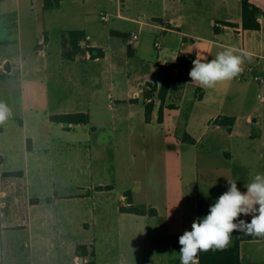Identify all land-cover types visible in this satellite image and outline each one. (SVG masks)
<instances>
[{"label": "rangeland", "instance_id": "1", "mask_svg": "<svg viewBox=\"0 0 264 264\" xmlns=\"http://www.w3.org/2000/svg\"><path fill=\"white\" fill-rule=\"evenodd\" d=\"M209 11V0H129L126 14L146 23L153 22V16L173 18L188 33L203 37V41L186 37L178 50L177 35L149 24L117 18L116 0H60L59 4L44 11L48 15L47 31L25 35L19 45L12 44L14 56L22 61L25 76H0V103L9 110L0 122V191H6V195H0V199L6 198L0 210V241L6 263L72 264L74 254L78 253L75 247L83 243L93 251L92 243L96 242L101 257L103 252L115 256L147 248L131 221L119 220L116 208L121 203V195L128 190L133 192L136 203L146 200L147 154L164 150L168 144L146 135L142 128L133 132L123 127L95 130L89 125L69 129L68 124L52 121V115L64 113L67 105L78 98L68 92L66 67L59 65L67 63L75 73L72 75L84 79L86 103L92 107L96 104L95 109L101 112V115L96 112L95 121L111 119L109 104L114 99L109 98L105 81L115 76L119 86L124 87L126 67L131 68L130 77L135 81L150 73L153 64L141 58H128L127 48L119 50L117 43L111 44L115 46L114 51L101 62L94 59L75 61L70 59L73 53L69 49L76 46L71 32L85 30L92 44L110 43L109 29L122 25L126 33L123 38L133 31L139 32L140 42L159 57L160 63L165 57L179 53L195 59L198 49L210 60L227 48L212 45L205 39L221 33L223 41L242 46L243 36L231 28L219 31L209 19ZM102 12L108 14L110 20H102ZM157 36L161 37L160 47L155 46ZM252 38L254 45H260V32H254ZM85 50L82 54H86ZM89 54L91 58L95 56ZM98 63L102 64L100 68H97ZM160 67L156 65V71L151 72V77L159 81ZM192 67L191 62L186 70L174 73L165 112V132L178 136L187 132L200 138L197 146L187 143L182 152L187 221H190L189 216L193 218L197 200L212 205L228 190L227 180L236 181L241 189L256 174H264V139L254 141L248 136L256 128L247 123V113L243 114L252 103L259 106L256 117L260 114L264 118V103L257 96L258 89L264 95V84L251 78L245 83L234 78L204 88L190 83ZM48 78H56L59 82ZM240 86L249 88L243 107L237 101ZM118 96L115 92V97ZM231 110L241 116L239 124L231 130L233 135L224 127L215 128L212 120ZM226 151L232 152L231 159ZM256 159H261L262 165H255ZM242 161H249L253 168L237 171L233 177L231 170L238 168ZM9 171H22L23 174L6 176ZM243 175L245 182L241 179ZM101 185L113 187L99 191ZM236 236L234 231L231 239ZM173 242L179 246V241ZM102 261L101 264L115 262Z\"/></svg>", "mask_w": 264, "mask_h": 264}, {"label": "crops", "instance_id": "2", "mask_svg": "<svg viewBox=\"0 0 264 264\" xmlns=\"http://www.w3.org/2000/svg\"><path fill=\"white\" fill-rule=\"evenodd\" d=\"M253 3L257 4L262 14L258 17L259 22L261 23V28L258 30L244 29L242 25V0H209V19L213 20L214 26L221 31L224 28H231L232 30L238 31L242 34V46L225 42L221 39L222 34H215L214 37L208 39L209 43L215 46H221L224 48L234 47L237 50V54L241 52H246L249 55L244 57V62L256 67L258 72L264 75V0H251ZM117 3V13L116 17L127 21V22H138L142 25L149 24L152 27L169 32L172 35L175 34L178 37L177 49L180 50L183 47V42L186 37H195L203 41V37L196 36L192 33H188L183 28L177 24L173 18H167L165 16H153V22L146 23L140 21L139 19L134 18L130 14H126L129 0H116ZM56 4L54 0H0V36L3 38L0 40V76H19L20 78L25 76L24 66L20 57H16L15 51L11 49L12 44H20L21 38L25 35L31 36L34 32L40 30L47 31L48 28V15L44 12L47 9L53 8ZM51 17H49V21ZM232 22L234 25H230ZM76 30V29H75ZM78 31V29H77ZM85 36L86 39H80L81 47H70L72 56L70 59L79 60V59H94L95 61H102L108 58V54L114 51L115 46L111 45L112 43H117L119 50H124L126 47L128 58L132 59L134 57L141 58L145 63H150L151 66L149 70L156 71V65L160 64V72L162 67L170 60L177 59L181 54H177L174 57H165L162 63H160L159 57L154 56L153 51L145 47L141 42V37L136 41H132L131 35L135 32L133 31L130 35L123 38L125 31L122 25H115L109 29L110 33V43H89L91 36L86 33L85 30H79ZM254 32L261 33L260 45L256 46L253 43L252 35ZM139 33V32H138ZM121 38L120 40H114V37ZM160 36H157L156 40H159ZM89 48H95L94 51ZM85 50L86 54H82ZM65 50V49H64ZM89 53H93V58L90 57ZM82 54V55H81ZM190 63L194 60L192 55L186 56ZM192 58L193 60H190ZM129 61V60H127ZM252 62V63H251ZM254 62V63H253ZM189 63V65H190ZM102 65V64H101ZM98 63V67H101ZM111 65V64H110ZM188 65V67H189ZM60 68L66 67L67 75L65 79V85H67L68 92L77 95L78 98L74 99L72 103H69L64 111V113H75L83 112L87 113L90 117L88 123H79V124H68V128L76 126H87L93 127L96 129L110 127L114 130L123 127L127 131H135L142 128L143 133L148 136H154L158 139H162L168 144V148L161 149L153 154H147L146 157V177H145V187L144 194L146 200L143 203H136L134 200L133 192L131 190V197L134 204H147L155 207L158 211L157 215H139L129 212H122L120 210L121 206H129L126 193L121 195L120 205L116 208L117 217L119 220H129L131 224L136 229L135 232L141 238L142 243H146L147 248L141 247L140 250H133L130 252H122L121 254L112 256L109 252H103L104 255L101 257V252L98 249L96 242L92 243L93 250L95 251V261L96 264H101L102 262L114 260V264H172L179 262V246H175L173 240L176 242L179 241L180 235H182L185 230H190L191 225L194 220L198 218V203L200 200H197L195 203V209L192 216H189L190 221H187V215L185 214V205H184V179H183V146L187 142L182 141V135H171L169 132H165V112L167 111L169 104L167 102L168 97L166 98L164 104V115L162 121L159 120V108L162 105L161 100L157 92H152V86L155 85L160 87L161 81L157 78L151 77L150 73H145L143 76H140L139 79L133 81L131 79L132 72L129 71L131 68L126 67L125 75L123 81H125L124 87H120V83H117L115 76H112L110 79H107L105 83L108 85L109 98L114 99L113 103H110L112 114L111 119H101L100 121H95V115H101L96 108L88 105L85 101V84L84 79L76 78L70 67L67 63H62ZM59 70V69H58ZM186 70V69H185ZM153 71V72H154ZM52 80L54 78H51ZM48 78V80H51ZM252 79V78H251ZM240 80L242 83L248 81ZM54 82H59L58 79H54ZM152 83V84H151ZM49 84V82H47ZM152 85V86H151ZM72 88L69 90V87ZM249 88L246 86H240L238 89V104L240 107L245 105V101L248 99ZM119 90V91H118ZM260 89L257 90V96L261 94ZM145 91H151L152 96L146 97L144 100H140V95ZM116 94H119L118 97H115ZM81 94V96H80ZM79 97H81L79 99ZM260 102L264 101L259 97ZM153 101L154 108L151 113L150 119H147L146 115V104ZM238 106V105H237ZM172 107H175L172 106ZM170 107V108H172ZM259 109V106L256 104L250 103L243 111V114L246 115V121L249 124H252L256 131L253 134H249L254 141H262L264 139V118L262 115H257L256 113ZM97 110V111H95ZM246 112V113H245ZM234 113V111L229 112L228 114H222L215 116L213 120V126L215 128H220L221 126L214 123V120L219 116H234L235 123L232 126V129L239 124L240 115ZM209 126H211L209 124ZM208 126V127H209ZM227 129V128H226ZM231 129V130H232ZM230 130V134L233 135V131ZM190 134V133H189ZM192 135V134H191ZM193 136V135H192ZM194 136H196L194 134ZM193 136V137H194ZM200 138H196V144H191L197 146L200 142ZM29 140L28 142H30ZM28 148H30L28 146ZM226 154L229 159L233 157L232 152L226 151ZM262 156V154H261ZM262 165L261 159L255 160V165ZM253 167L249 161H242L238 168L231 170V174L234 177L237 174V171L246 170L249 171ZM14 172V171H9ZM6 176H15L7 175ZM239 175V173H238ZM244 180V175L241 176ZM103 186L99 188V191L109 190L113 186ZM241 191H246L245 185L240 189ZM6 195V191L1 190L0 195ZM211 205V204H209ZM1 206H4V201H2ZM241 217L248 218L251 220V216ZM15 227V226H11ZM2 227L0 228V231ZM235 238H232L230 243H233ZM86 244L87 243H83ZM173 244V246H172ZM27 245V244H26ZM77 246L75 247L76 251ZM127 253V254H126ZM240 254H241V264H264V238L262 239H251L243 240L240 242ZM21 256V255H20ZM23 256V254H22ZM24 257V256H23ZM90 260V256H82L79 253L74 254V261L72 264H86ZM13 261V260H12ZM0 264H9L6 263L5 250L3 243L0 241ZM10 264H17L13 261ZM25 264H33L32 262ZM111 264V263H110Z\"/></svg>", "mask_w": 264, "mask_h": 264}, {"label": "clouds", "instance_id": "3", "mask_svg": "<svg viewBox=\"0 0 264 264\" xmlns=\"http://www.w3.org/2000/svg\"><path fill=\"white\" fill-rule=\"evenodd\" d=\"M248 55L246 52L237 54L234 47H229L209 60L198 49L189 72L190 83L212 88L217 83L230 81L243 71L244 57ZM8 111L6 105L0 103V122ZM227 182L228 190L210 205L208 213L194 220L191 229L180 235V264H199V252L226 248L234 231L264 236V174H256L245 185L246 191H241L234 180ZM241 215L251 216V220L239 219Z\"/></svg>", "mask_w": 264, "mask_h": 264}, {"label": "trees", "instance_id": "4", "mask_svg": "<svg viewBox=\"0 0 264 264\" xmlns=\"http://www.w3.org/2000/svg\"><path fill=\"white\" fill-rule=\"evenodd\" d=\"M56 4L60 3V0H54ZM262 11L260 7L253 3L251 0H242V25L244 29H252L258 30L261 28V23L258 20V17L261 16ZM230 25H234L230 22ZM70 36L72 40H74V44L77 47L80 46V39H86L85 36L82 34L81 31H72ZM90 50L94 51L95 48H89ZM190 61L185 56H178L175 60L168 61L161 69V83L160 87L158 88L155 85L152 88V92H157L159 94V98L162 102V105L159 108V120L162 121L164 115V103L166 101L167 95L169 90L172 86L174 73L177 70H184L188 67ZM154 102L151 101L146 104V115L147 119H150L151 113L154 108ZM172 107V106H171ZM51 120L57 123H65V124H79V123H88L90 121V117L87 113L83 112H75V113H61V114H54L51 116ZM215 124L225 126L228 130L232 129V126L235 123L234 116H219L214 120ZM182 141L187 142L190 144H196L197 140L189 133H185L182 136ZM30 147V145H29ZM23 174L22 171H14V172H7V175H15L21 176ZM99 188H103V186H99ZM131 192L127 191L126 195L128 201L130 203L129 206H121L120 210L122 212H129L139 215H150L154 216L157 215L158 211L155 207L147 204H134L133 199L131 197ZM209 203L206 201H200L198 203V218L203 217L208 213L209 210ZM239 219H244L250 221L248 218L239 217ZM236 239L233 243L229 244L224 249H210L207 252L201 251L198 253L199 264H241V254H240V242L243 240H251V239H262L264 236H256V235H249L247 232H237ZM78 253L82 256H90V260L86 264H96L95 261V251H89V248L86 244L78 245ZM172 264H180L179 262H175Z\"/></svg>", "mask_w": 264, "mask_h": 264}, {"label": "built area", "instance_id": "5", "mask_svg": "<svg viewBox=\"0 0 264 264\" xmlns=\"http://www.w3.org/2000/svg\"><path fill=\"white\" fill-rule=\"evenodd\" d=\"M101 18L104 21L110 20V16L104 12H102ZM138 38H139V33L134 32L131 35L130 40L136 41V40H138ZM160 45H161L160 40H156L155 46L160 47ZM190 60H193V59L190 58ZM242 68H243V71L235 78H237L238 80H246L247 78H252V80H254L255 82H257L259 84H264V75L259 73L255 66L243 63ZM259 97L264 101V95L263 94H259Z\"/></svg>", "mask_w": 264, "mask_h": 264}, {"label": "water", "instance_id": "6", "mask_svg": "<svg viewBox=\"0 0 264 264\" xmlns=\"http://www.w3.org/2000/svg\"><path fill=\"white\" fill-rule=\"evenodd\" d=\"M152 96V92L151 91H145L140 95V100H144L146 97H151ZM6 198L3 197L0 199V210L2 209L1 203L2 201H5Z\"/></svg>", "mask_w": 264, "mask_h": 264}]
</instances>
